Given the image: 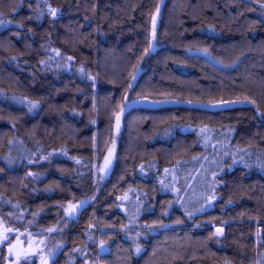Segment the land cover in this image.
Here are the masks:
<instances>
[{"label": "trees", "instance_id": "1", "mask_svg": "<svg viewBox=\"0 0 264 264\" xmlns=\"http://www.w3.org/2000/svg\"><path fill=\"white\" fill-rule=\"evenodd\" d=\"M161 2L0 0V222L50 264H264V0H163L153 38Z\"/></svg>", "mask_w": 264, "mask_h": 264}, {"label": "rangeland", "instance_id": "2", "mask_svg": "<svg viewBox=\"0 0 264 264\" xmlns=\"http://www.w3.org/2000/svg\"><path fill=\"white\" fill-rule=\"evenodd\" d=\"M46 5L48 8L49 6L47 3ZM241 105H245V103L241 101L228 103V107ZM115 148V143L109 146L107 152L97 166L98 174L101 175L102 171L106 169V166L111 165L113 162ZM201 174H203V171ZM203 180L204 176L202 175V180L198 183L196 188H199L200 185L204 186V182L202 183ZM189 196L190 197L188 199L190 203L194 204L199 202V199L197 201L191 195ZM192 198L193 200H191ZM120 200L127 202L129 200V195L121 197ZM81 206L82 204L71 203L66 206V212L68 214L69 212L78 211ZM217 230H220V228ZM5 236L7 237L6 240L4 239ZM3 244L7 245V259L5 264H50L55 253L61 247L60 242L58 243L57 240H54L51 237V232L45 235H33L28 232L11 231L0 222V246Z\"/></svg>", "mask_w": 264, "mask_h": 264}, {"label": "water", "instance_id": "3", "mask_svg": "<svg viewBox=\"0 0 264 264\" xmlns=\"http://www.w3.org/2000/svg\"><path fill=\"white\" fill-rule=\"evenodd\" d=\"M163 0L158 8V10L156 11V14L153 18V22H152V28H153V33H152V37H155V30L157 28V22H158V16H159V12H160V8L162 6ZM151 52H154V42H152V46L150 47ZM197 107V108H203V109H215L214 106H202L199 104H191V103H185V102H179V101H148V100H140V101H132L129 102L127 104V108L126 110H130L132 108H138V107H144V108H164V107ZM118 121L115 122V126L118 125ZM111 169V165H107L106 169L102 171V174L105 177H108L109 172ZM69 216L71 218H74V211L73 212H69L68 213Z\"/></svg>", "mask_w": 264, "mask_h": 264}, {"label": "snow or ice", "instance_id": "4", "mask_svg": "<svg viewBox=\"0 0 264 264\" xmlns=\"http://www.w3.org/2000/svg\"><path fill=\"white\" fill-rule=\"evenodd\" d=\"M52 11H53V14H55V10L53 9ZM2 23H4V21L3 20H0V24H2ZM4 239L6 240L7 237L5 236Z\"/></svg>", "mask_w": 264, "mask_h": 264}, {"label": "flooded vegetation", "instance_id": "5", "mask_svg": "<svg viewBox=\"0 0 264 264\" xmlns=\"http://www.w3.org/2000/svg\"><path fill=\"white\" fill-rule=\"evenodd\" d=\"M77 212V211H74V213Z\"/></svg>", "mask_w": 264, "mask_h": 264}]
</instances>
